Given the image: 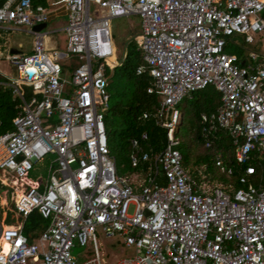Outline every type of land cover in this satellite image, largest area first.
<instances>
[{
    "label": "built area",
    "instance_id": "2783aa9c",
    "mask_svg": "<svg viewBox=\"0 0 264 264\" xmlns=\"http://www.w3.org/2000/svg\"><path fill=\"white\" fill-rule=\"evenodd\" d=\"M0 1V29L32 35L31 53L5 55L13 75L0 72L18 102L0 131V172L15 190L11 220L0 223V264H101L97 230L132 249L114 264H264V182L256 177L258 167L264 175V57L249 51L246 62L226 51L234 35L250 43L264 31V0ZM90 1L102 15L89 14ZM54 4L66 11L63 50L47 49L45 33L32 29ZM130 14L139 18L134 71L149 77L145 91L156 97L141 119H153L165 141L151 152L145 131L131 138L130 170L118 174L103 120L106 69L119 63L109 60V21ZM206 86L218 104L199 114L203 146L230 178L213 143L218 130L228 137L236 186L182 163L178 105ZM38 166L43 174L30 178ZM32 212L45 221L36 236L22 229ZM88 239L92 254L79 261L71 249Z\"/></svg>",
    "mask_w": 264,
    "mask_h": 264
},
{
    "label": "trees",
    "instance_id": "16d2710c",
    "mask_svg": "<svg viewBox=\"0 0 264 264\" xmlns=\"http://www.w3.org/2000/svg\"><path fill=\"white\" fill-rule=\"evenodd\" d=\"M31 3L33 6L37 4L44 5L45 0H31ZM138 63H140V53L136 47L135 38L133 37L128 40L121 61L111 70L106 69V73L108 74L107 90L109 98L103 120L108 135L116 137L118 141L119 153L116 155L109 150L115 158L118 174H121L122 171L130 170L128 155L130 152L129 140L131 138H138L140 133L145 131L147 141L142 145L144 149H150L151 152H157L161 149L165 141L164 130L156 126L153 119H141L142 111L152 110L156 104V97L154 94H148L145 91L146 86L149 84V77L146 74H135L134 68ZM212 96H215L214 103H211ZM185 98L189 100L186 107L192 119V130L190 138L187 141L180 139L178 146L182 155L183 165L194 175L199 170L204 173H209L210 179H216L221 183L229 181L236 186V174L239 169L231 157V146L228 137L222 131L218 130L215 133L216 138H214L213 143L215 149L220 151L222 160L233 170L230 178H226L223 174H220L214 166L212 151L203 146L200 135L199 114L215 109L218 104V93L213 87L209 88L206 86L201 90L191 92ZM17 104V100L11 98L9 90L0 87V131L9 128L10 119L18 111ZM195 145H199V151L196 150ZM191 147L193 149L195 148V159L191 164H188ZM210 168L216 170L215 175L211 174ZM3 189L4 185L0 184V190ZM1 211L0 207V213ZM44 223L45 221L37 213L32 212L24 219L22 226L23 232L28 234L33 230L41 229Z\"/></svg>",
    "mask_w": 264,
    "mask_h": 264
},
{
    "label": "rangeland",
    "instance_id": "374dc122",
    "mask_svg": "<svg viewBox=\"0 0 264 264\" xmlns=\"http://www.w3.org/2000/svg\"><path fill=\"white\" fill-rule=\"evenodd\" d=\"M48 9H51L49 7ZM104 12L103 9L98 8L92 1L89 3V14L92 17L100 16ZM58 19V17L56 18ZM60 19H63L62 17ZM51 27V21L46 22V27L43 29L44 32H47ZM109 29L111 34V41L114 48L113 57H110L111 60L113 58L120 62L126 48V44L128 40L131 38H135V36L139 33V18L136 15H127V16H120L110 19L109 21ZM62 31H55L53 33H47L46 36L51 41L58 40L59 41V49L63 50V40H62ZM236 44L228 43L226 45V51L235 53L239 58H244L246 62L249 61L247 53L249 51H253L257 54L264 55V31L254 34L253 41L250 43L243 42L242 36L234 35L233 38ZM32 42V36L24 31L23 27L16 28L15 30H4L0 29V71L4 72L7 75H13V67L5 60V55L9 54L10 48L22 50L24 52L28 51ZM17 43L21 44V48H18ZM211 88L212 86H208ZM215 96H212L211 103H214ZM214 100V101H213ZM189 100L187 98H183L180 104L178 105L180 112L182 113V122L178 126L177 136L180 139L187 141V139L191 136V126H192V119L189 116V111L187 106ZM185 105V107H184ZM103 111H106V107L103 108ZM107 133L108 139V146L109 150L113 154H118V141L116 137L109 136ZM197 151L200 150L199 145H195ZM194 148V149H195ZM194 149L190 148V155L188 164L195 159L194 156ZM39 170H35L29 174L30 178H35L36 175H42L44 168L42 166L37 167ZM211 169V174L216 172L215 169ZM128 171H122L121 174H126ZM215 175V174H214ZM257 179L260 177V180L264 182V175L263 169L258 167L257 170ZM4 184V186H11L12 185V178L8 174H4L0 172V184ZM15 190L10 188V190L5 191L0 190V207L3 209H9L11 207V203L14 197ZM6 194L9 197V201H7ZM2 210V209H1ZM3 211V210H2ZM130 211V208H129ZM3 217V213H0V220ZM96 245L98 248V253L100 255V262L101 264H114V262L120 258L124 257L128 254H132L131 248H122L121 244L116 241L113 237H106L103 232L100 230L96 231L95 234ZM71 253L77 260H82L85 257H88L92 254V244L91 241L88 239L84 245H79L75 243L74 247L71 249Z\"/></svg>",
    "mask_w": 264,
    "mask_h": 264
},
{
    "label": "crops",
    "instance_id": "0c3cea01",
    "mask_svg": "<svg viewBox=\"0 0 264 264\" xmlns=\"http://www.w3.org/2000/svg\"><path fill=\"white\" fill-rule=\"evenodd\" d=\"M49 7H51V9H48ZM48 17H47V21H51V27L49 28V30H47V32H44L43 29L46 27V23L44 27H42L40 30H42L44 33H45V36H44V46L47 48V49H59V41L58 40H55V41H52V43H50L51 41L48 39V37L46 36L47 33H53L55 31H62L63 32V35H62V40H63V47H64V44H65V33H64V26H65V23H66V11L65 9L59 5V4H54V5H50L48 6ZM58 17V19H56ZM63 18V19H60V18ZM46 21V22H47ZM24 31H26L24 29ZM28 33V32H27ZM31 35V34H30ZM32 36V35H31ZM17 46L18 48H21V44L20 43H17ZM31 49H32V42H31V46L29 48L28 51L24 52L22 50H17V49H13V48H10L9 52L11 51H17V52H21L22 54H29L31 53ZM257 54V53H256ZM258 56L260 58H263L264 55H261V54H258ZM240 61H246L244 58H239ZM115 67V66H114ZM1 72V71H0ZM4 73V72H3ZM0 87H2L3 89H7L6 87L2 86L0 84ZM10 92V91H9ZM11 95V94H10ZM12 98V96H11ZM13 99V98H12ZM2 184V183H1ZM4 185V184H2ZM4 190L5 191H8L6 189V186H4ZM6 198H7V201L9 199L8 195L6 194ZM10 200V199H9ZM3 211H1V213H3V216H4V213H5V217H2L1 220H0V223H4V222H9L11 219H10V214L11 212H9L8 210L9 209H3L1 208ZM8 220V221H7ZM40 229H37V230H33L31 233V236H36L37 234V231H39Z\"/></svg>",
    "mask_w": 264,
    "mask_h": 264
},
{
    "label": "water",
    "instance_id": "95a60500",
    "mask_svg": "<svg viewBox=\"0 0 264 264\" xmlns=\"http://www.w3.org/2000/svg\"><path fill=\"white\" fill-rule=\"evenodd\" d=\"M44 26H45L44 23H40V24H36V25H34L32 29L38 31V30H40V29H41L42 27H44ZM6 189H7V190H10V187H9V186H6ZM8 201H9V199H8Z\"/></svg>",
    "mask_w": 264,
    "mask_h": 264
},
{
    "label": "bare ground",
    "instance_id": "6f19581e",
    "mask_svg": "<svg viewBox=\"0 0 264 264\" xmlns=\"http://www.w3.org/2000/svg\"><path fill=\"white\" fill-rule=\"evenodd\" d=\"M109 60L111 61V59L109 58Z\"/></svg>",
    "mask_w": 264,
    "mask_h": 264
}]
</instances>
